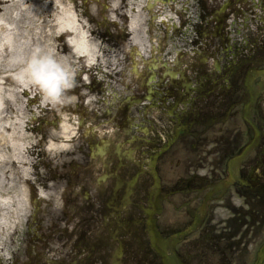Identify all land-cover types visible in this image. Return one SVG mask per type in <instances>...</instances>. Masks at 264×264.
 Listing matches in <instances>:
<instances>
[{
  "label": "flooded vegetation",
  "instance_id": "flooded-vegetation-1",
  "mask_svg": "<svg viewBox=\"0 0 264 264\" xmlns=\"http://www.w3.org/2000/svg\"><path fill=\"white\" fill-rule=\"evenodd\" d=\"M138 1H90L92 36L121 66L94 90L90 134L39 156L45 197L7 264H255L264 0H161L177 19L163 36L149 10L157 0ZM140 44L149 50L131 76L126 46Z\"/></svg>",
  "mask_w": 264,
  "mask_h": 264
},
{
  "label": "bare ground",
  "instance_id": "bare-ground-1",
  "mask_svg": "<svg viewBox=\"0 0 264 264\" xmlns=\"http://www.w3.org/2000/svg\"><path fill=\"white\" fill-rule=\"evenodd\" d=\"M60 1L64 3V6H57L54 14L45 16L44 21L47 20L46 24L50 32L54 30L49 34L50 37L53 35L66 37V50L64 51L66 56H60L59 47L55 46H52L51 54L71 73L76 58H88V64L91 63L94 47L87 41L85 33L80 30L78 17L73 13L74 6L67 5L64 0H56L55 2L59 4ZM30 2L32 4L39 3V1L34 0H0V16L12 8L21 7L23 3L29 4ZM42 7V5L39 6V11ZM12 10L9 18L15 19L12 17ZM21 11H23L22 8ZM4 26L5 24L0 17V212H2L3 205H9L7 195L10 188L7 187V184L14 187L13 184L17 183V176H20L21 180L28 177V168L32 163L25 144L26 133L28 132L26 116L30 111L20 94L24 90L30 93V97L39 98L41 95L43 104L46 102L37 85L31 83L27 78L23 81L19 78V74L31 58L26 45L17 41L22 34L21 30L12 33L13 41L11 42V38H1L2 30L5 29ZM9 34L11 35V32ZM69 48H72V51L69 52ZM16 171H18V175ZM4 232V229L0 230V233Z\"/></svg>",
  "mask_w": 264,
  "mask_h": 264
},
{
  "label": "rangeland",
  "instance_id": "rangeland-1",
  "mask_svg": "<svg viewBox=\"0 0 264 264\" xmlns=\"http://www.w3.org/2000/svg\"><path fill=\"white\" fill-rule=\"evenodd\" d=\"M34 1H39V3L38 2H36L35 4H32V2H30L29 4L23 3L21 7H15L14 9L12 8L13 9V10L11 9L13 12L12 17H14L15 19L9 18V14L11 10L6 13H2L0 16L5 24L4 26L5 29L2 30L1 38H5V39L11 38V42H12L13 41L12 33L16 30H21L22 34L20 35V38L17 41H21L22 43H24V45H26L28 49V54H30L31 56L34 49H36L37 47L42 49L44 53H51L52 46L58 45V42H56V40L53 41L55 37L49 36V34L51 32H54V30H51L50 32L48 25L46 23L44 25L45 22L44 17L47 15H53V13L55 12V7L57 5H55L54 8H52L50 1L49 2L44 0H34ZM40 5H42L43 7L39 11ZM21 8L23 9V11H21ZM9 32H11V35L9 34ZM15 34L17 36V33ZM58 46H60L59 49L60 56H66L61 53L65 51L63 49V44H59ZM78 63H79L78 60L74 62L75 65L73 66L71 73L72 78L75 77L77 71L79 72L77 68L80 69L82 67L81 64L83 63L81 62V64L79 65ZM99 66H101L100 67L101 69L107 68V66L103 64H99ZM67 95H68V90L65 91L63 97L59 101H53L45 98L46 102L45 104H43V100L40 99L41 95H39V98H36L35 96L30 97V93L24 90H22L20 94V97L24 100L23 102H25V105H27L30 108L29 109L30 112H28L26 116V122L29 126V130L27 132L28 134H26L27 140L25 144L29 148V153L31 154L35 153L36 159L34 158L33 160L34 167H36L40 161L39 156H43L46 153V149L43 144L45 139L43 138V136H45L47 141H51V140L56 141L58 136L59 137L62 136V133L64 132L63 130L64 128L68 127L71 129V127H69L67 124H62V123L59 124L60 127H58L57 125V129L52 126L54 122L58 123V119L56 117L61 114L60 112V109H62L61 104L62 103L65 104L66 100H68ZM71 100L74 101V99ZM18 103L20 104L21 102ZM40 103L43 105L41 106ZM47 103L50 104L49 109L46 107ZM44 109H46V112L44 111ZM63 119L67 120V118L64 116ZM45 120L49 122L48 127L44 126L43 121ZM41 128L44 129L43 132ZM60 128L62 129L59 130ZM46 148L52 149V146H47ZM38 170L41 174L44 175L45 170L42 167H39V165H38ZM29 171L31 172L33 177L31 175L25 178L30 179V181L33 183H36V179H35L36 170L34 171L35 172L34 174L32 169L29 168ZM17 172L18 171H16V174ZM13 185L14 187H11L9 184H7V187L10 188V192L7 195L9 199V205L8 204L3 205V208H1L2 212H0V230L1 229L5 230L4 233H0V249H1L0 259L3 261V263L5 261V264H7L11 252V251L9 252V249L11 250L15 249V247H17L19 243H21L22 245L24 244L22 240L24 236L23 235L24 222H25L24 219L26 217V214L28 215L30 211V209L28 208L30 205L28 200V194L30 189L26 187V184H17L15 182ZM25 207L26 210L24 216L22 217L20 215L21 213H23V210L21 211L20 209H23ZM14 228H16L15 234H13L12 231ZM4 246H6V248H4Z\"/></svg>",
  "mask_w": 264,
  "mask_h": 264
},
{
  "label": "clouds",
  "instance_id": "clouds-1",
  "mask_svg": "<svg viewBox=\"0 0 264 264\" xmlns=\"http://www.w3.org/2000/svg\"><path fill=\"white\" fill-rule=\"evenodd\" d=\"M19 78L22 81L27 78L40 88L45 98L53 101H59L73 82L69 69L39 47L34 49Z\"/></svg>",
  "mask_w": 264,
  "mask_h": 264
},
{
  "label": "water",
  "instance_id": "water-1",
  "mask_svg": "<svg viewBox=\"0 0 264 264\" xmlns=\"http://www.w3.org/2000/svg\"><path fill=\"white\" fill-rule=\"evenodd\" d=\"M262 255H264V251L262 252ZM261 259V258H260ZM260 262H263V260L261 259ZM258 264H262V263H258Z\"/></svg>",
  "mask_w": 264,
  "mask_h": 264
}]
</instances>
